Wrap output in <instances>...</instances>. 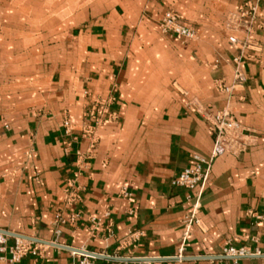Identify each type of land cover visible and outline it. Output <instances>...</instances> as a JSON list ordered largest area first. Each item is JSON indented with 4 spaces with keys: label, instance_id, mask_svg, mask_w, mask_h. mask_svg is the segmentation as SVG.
I'll use <instances>...</instances> for the list:
<instances>
[{
    "label": "crops",
    "instance_id": "obj_1",
    "mask_svg": "<svg viewBox=\"0 0 264 264\" xmlns=\"http://www.w3.org/2000/svg\"><path fill=\"white\" fill-rule=\"evenodd\" d=\"M242 1L59 0L52 11L60 17L91 9L83 29L69 31L82 56L63 83L60 77L45 86L41 74L22 79L28 89L37 85L38 97L31 101H15L21 81L14 84L11 57L0 43V229L120 256L97 257L94 264H264V2L262 28L252 36L259 51L240 63L244 82L227 95L214 82L233 83L237 50L225 36ZM22 2L17 11H25ZM172 5L194 9L197 38L182 40L159 30L158 21ZM9 6L0 0V41H10L11 19L4 16ZM94 94L114 96L116 117L103 118L89 146L82 112ZM224 106L250 141L239 154L214 159L187 227L188 191L171 180L193 165V153L209 155L213 136L205 116ZM64 113L76 136L68 152ZM76 150L87 157L80 171ZM69 177L84 186L80 202L70 208L80 211V223L61 226L56 234L52 219ZM123 187L130 202L121 194ZM106 209L113 220L111 235L87 220ZM12 243L8 234L6 245ZM229 244L260 254L236 262L220 257ZM8 255L0 251V264H72L79 257L55 245L46 246L36 262L28 254L9 263Z\"/></svg>",
    "mask_w": 264,
    "mask_h": 264
},
{
    "label": "built area",
    "instance_id": "obj_2",
    "mask_svg": "<svg viewBox=\"0 0 264 264\" xmlns=\"http://www.w3.org/2000/svg\"><path fill=\"white\" fill-rule=\"evenodd\" d=\"M262 2L264 0H243L237 5L236 11L232 16L229 17L232 31L226 34L225 40L237 50V54L232 58L234 64L233 83L228 84L222 79L214 81L215 89L220 93L225 95L230 94L233 91L234 85H241L244 82L240 64L241 60L244 56L254 57L252 52L259 51L257 45L252 42V36L262 28V21L260 20V5ZM158 28L169 37L175 36L182 40L197 38L198 36L197 29L183 19L181 14L173 8L164 11L159 20ZM114 101L115 98L112 95H91L88 104L82 112V133L91 139L89 146L94 145V131L96 126L103 122V118L111 119L116 117V113L111 110L112 105L115 103ZM205 118L208 131L213 136V144L209 155L193 153V165L183 168L171 180L172 186H179L188 191L186 197L191 201L192 212L186 221L185 225L187 227L190 226L189 224L193 221L195 212L199 208L200 199L204 191L203 188L211 173L214 159L224 154H239L250 141L249 135L245 134L242 124L234 116L229 107L224 106L221 109L210 112ZM61 122L64 135V150L68 152L72 148L76 136L72 135L68 114L64 113L62 115ZM75 157H77L76 164L78 171L85 169L87 167L86 155L76 150ZM83 190L84 186L77 183L76 177H69L65 180L62 190L63 204L61 207L55 209L52 219L53 229L56 234H60L61 226L76 227L80 223V211L70 210V208L80 202L81 191ZM120 191L127 201L130 202V191L126 187H123ZM88 219L95 226H100L104 234L111 235L113 233V220L109 210L106 209L100 214H90ZM92 232L95 233L94 230ZM7 236V234L0 232V251L9 253L6 258L9 263H18V261L28 254L33 255L36 262L41 257L44 248L48 246V244L37 241L33 242L20 236H13V243L7 246ZM73 253L79 254V257L72 264H94L93 262L97 258L96 255L86 254L77 250H73ZM249 254H260V252L257 249L252 251L250 246L229 244L222 248L219 256L230 258L236 262L238 258L249 256ZM107 256L120 257L116 255ZM182 257L180 253L177 256V258ZM146 263L143 260L140 264Z\"/></svg>",
    "mask_w": 264,
    "mask_h": 264
},
{
    "label": "rangeland",
    "instance_id": "obj_3",
    "mask_svg": "<svg viewBox=\"0 0 264 264\" xmlns=\"http://www.w3.org/2000/svg\"><path fill=\"white\" fill-rule=\"evenodd\" d=\"M22 1L8 0L9 12L4 16L11 19L8 20L7 32L10 41H0L1 44L4 43V51L11 57L14 84L18 79H34L37 74H41L39 79L43 80L45 86H51L60 77L63 83L72 72V66L77 64L82 56L81 52L73 47L74 40L69 37V31L75 27V34H78L77 31L83 29L87 23V15L91 9H73L67 16L60 17L52 11L53 4L59 0H24L25 11H17ZM172 8L196 29V14L193 8L184 9L182 5H172L167 9ZM22 84V81L18 83L19 87L14 90L15 101L37 99V85L34 84L35 88L28 89L27 84H24L25 87ZM10 93L7 92V95Z\"/></svg>",
    "mask_w": 264,
    "mask_h": 264
},
{
    "label": "water",
    "instance_id": "obj_4",
    "mask_svg": "<svg viewBox=\"0 0 264 264\" xmlns=\"http://www.w3.org/2000/svg\"><path fill=\"white\" fill-rule=\"evenodd\" d=\"M0 232L4 233V234H7V235L9 234V235H12V236H20V237H23V238H27V239L32 240L33 242L37 241V242L48 244V245H51V246L55 245V246L62 247V248H67V249H70V250L73 249V250H77L79 252H84L86 254H93V255H96L97 257H103V258H107L108 257V256H105V255H102V254H98V253L92 252V251H84V250H81V249H77L75 247H71L70 248L68 246L59 244V243L54 242V241L50 242V241H47V240H43V239L38 238L36 236L35 237H31L29 235L21 234V233H18V232L17 233H12V232H10L8 230H5V229H0ZM222 258H224V257H222Z\"/></svg>",
    "mask_w": 264,
    "mask_h": 264
}]
</instances>
